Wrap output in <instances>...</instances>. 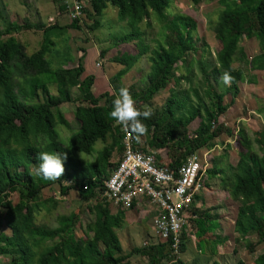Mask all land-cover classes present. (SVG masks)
<instances>
[{"label":"trees","instance_id":"obj_1","mask_svg":"<svg viewBox=\"0 0 264 264\" xmlns=\"http://www.w3.org/2000/svg\"><path fill=\"white\" fill-rule=\"evenodd\" d=\"M170 1L87 0L82 11L89 25H83L82 19H75L62 27L57 24L44 27L29 22H24V25L9 22L5 28L0 29V227L4 225L9 230V236L0 232V257L9 258L6 264H129V258L133 255L144 256V264H165L172 260L170 243L165 241L132 248L123 254L114 232L122 225L121 210L117 209L111 214L108 205L99 198L103 189L102 182L114 167L109 159L113 152L121 154L122 151V133L119 127H114L115 121L109 115L115 92L122 87L119 79L139 57L147 55L149 72L144 85L127 87L136 101V107L144 111L170 83L177 86L180 81H187L186 77L176 73L182 66H185V72L188 73V58L193 60V56L197 55L192 40L195 22L179 14L167 20L166 10ZM189 1L193 5L200 2ZM108 5L115 9L117 22L128 27L127 33L112 40L110 48L133 42L136 53H125L111 60L122 67L109 81L114 94L103 92L94 96L91 93L94 77L83 76L84 54L72 67H62L69 63V59H62L59 67L54 69L50 67L46 56L54 47L53 38L59 37L61 31H78L84 26L92 32L98 28L101 14ZM58 9L61 11L63 7L59 5ZM151 17L160 25L161 30H168V34L164 35L161 43L153 41L155 47L150 49L145 43V32L140 29V24L150 28ZM21 29L42 31L40 47L30 55H26L23 46L10 36ZM211 30L219 44L211 70L206 72L198 60L204 48L197 59L202 72L200 85L208 103L201 107L198 93L192 91L196 102L190 105L186 95L177 98V93H173L171 88L168 89L169 95L163 106L159 110H151V118L143 120L148 126L147 133L141 135L144 136L143 145L152 151L166 152V155L156 156L160 165L176 168L193 153L211 151L221 134L231 136L230 130L218 123V118L233 103L238 92L237 84L254 80H245L244 73L264 72V0H235V4L219 12ZM5 36L8 37L2 40ZM252 38L256 41L258 51L247 60L239 43L242 39ZM108 49L99 53L101 58ZM207 54L210 56V53ZM219 69L234 78L222 92L216 91L208 81V78L215 84L219 82L218 79L221 81ZM50 86H55L56 95L49 93ZM70 88L78 92L73 110L77 128L73 130L74 136L69 142L71 151L89 155L96 142L103 144L96 152L94 161L84 165L71 161L72 152H67L61 146L55 131V125L70 129L59 110L63 103L71 101L68 93ZM226 93L230 101L223 104ZM258 112L264 113V109ZM196 118L199 120L198 125L188 137L186 128ZM129 131L139 146L136 140L138 135ZM236 137L242 151L237 154L236 164L229 166L230 173L225 175L222 169H216L215 164H212L211 169L204 170V176L224 175V179L220 180L221 187L237 205L233 222L235 247L244 249L250 256L255 254L257 246H262L252 262L264 264V132H258L251 141L242 129H237ZM107 139L109 143H106ZM253 145L256 150L252 148ZM144 146H140L142 151L145 150ZM40 151L67 154L65 172L58 181H47L33 173V165L40 163ZM62 180H69V185H62ZM54 183L58 185L61 196L74 189L80 201L86 203L85 210L56 217V227L37 226L34 216L39 207L45 203L55 206L52 199L44 200L40 195L44 188ZM13 193L17 197L15 205L9 200ZM207 219L208 215L199 213L198 219L188 220L189 227L191 225L195 229L196 238L212 229V226H206ZM81 220L82 237H77L76 225ZM185 236L183 232L179 254L185 249ZM234 252L236 249H233ZM172 264L181 262L176 259ZM237 264L243 263L239 261Z\"/></svg>","mask_w":264,"mask_h":264},{"label":"rangeland","instance_id":"obj_2","mask_svg":"<svg viewBox=\"0 0 264 264\" xmlns=\"http://www.w3.org/2000/svg\"><path fill=\"white\" fill-rule=\"evenodd\" d=\"M55 4V7H51L48 3ZM85 4L87 0H84ZM235 4V0H200L198 5H193L189 0H171L169 6L166 10L167 20H170L173 16L179 14L183 16L190 17L196 24L195 30L192 33V40L197 49V55L204 48V53L198 59L199 55L193 56L195 59L188 58L190 61V70L186 73L184 67L178 68L176 75H182L187 78V81L182 80L179 85L174 86L170 83L167 88L161 91L153 101L152 105L148 108L151 110H159L164 101L168 98V89H173V93H177V98L186 95L191 102L190 105H195V98L192 91H196L200 97V106L204 107L208 103L207 98L202 93L201 82H202V72L197 64V59L200 60L201 65L205 68L206 72H209L214 64V55L219 49V44L215 41L213 33L211 30V25L216 22L219 12L226 6ZM58 5L59 1L54 0H0V29L5 28L7 24L16 22L19 25H24V22H29L31 25H43L44 27L57 24L59 26H65L68 22L67 16L64 14L58 15ZM50 15V16H49ZM49 16V17H48ZM84 23L89 25L87 18L82 17ZM80 19V20H81ZM160 25L156 24L153 17H151V26L147 28L144 24H140V29L144 31L145 43L149 45L150 49L155 47L154 42H162L164 35L168 34V30H161ZM60 32V31H59ZM128 32V27L121 22H117L116 11L113 7L107 6V8L102 12L100 17V25L94 31L89 32L86 27L81 26L80 30H66L61 31L62 34L54 39V47L50 49L46 58L49 61V65L52 69L59 67L63 59H69V63H65L62 67L70 66L72 67L76 60L83 55L79 50L87 48L89 43L95 48V58L91 63V68L88 73H95L99 78L95 77L96 86L93 88V94L99 96L102 92H108L110 95L114 94L111 86L109 84L110 79L122 69L121 66L114 64L111 60L122 54H135L136 49L134 43L120 45L116 48H110L112 45V40L121 37ZM15 38L24 48V53L30 55L37 51L40 47L42 41V31L34 29H21L10 35ZM5 36L1 38L2 40L7 38ZM154 41V42H153ZM68 48L65 51V48ZM239 47L242 49L247 60L252 58L257 54L256 41L252 39H242L239 43ZM107 52L101 58L100 52L107 49ZM255 50L256 52H253ZM210 53V56L207 54ZM69 64V65H68ZM236 66V65H235ZM234 67V66H233ZM149 72V63L147 61V55H143L138 58V60L133 64V66L119 79V83L122 87H129L130 85L143 86L145 83V78ZM225 71L219 69V75H223ZM84 76V74H83ZM211 78V77H210ZM244 78H253V81H248L238 83V92L233 100L231 106L218 118V123H221L225 128H228L231 132V136L226 137L224 134L215 141V146L211 151L207 152L205 159L207 161V168L211 169L212 164H215L216 169H222L224 174L230 173V167L234 166L237 161L238 152L242 151V148L237 143L236 130L242 129L247 137L252 141L258 132H264V113L262 116L258 115L256 112L258 109H264V72L253 71L245 72ZM208 81L213 85L214 89L218 92H222L227 88L219 79L217 84L213 83L211 80ZM257 81V84L255 82ZM255 84V86H247V84ZM49 93L51 95H56L55 86L49 87ZM70 102L63 103L59 110L62 113L64 119L70 125V131L74 132L77 128V123L73 119V110L76 106L78 92L75 88H70L68 90ZM118 92H115V94ZM223 104H228L230 101L229 95L226 93L223 97ZM198 118L194 119L187 126V134L191 135L194 129L198 125ZM114 127H117L115 124ZM123 128V127H122ZM64 127L60 125H55V131L58 136V140L61 146L67 151L72 152L66 138L62 135ZM74 130V131H73ZM136 140L139 146L143 145L144 136H137ZM110 140L107 139L106 143ZM103 144L96 142L93 145L92 152L89 155L78 154L72 152L70 158L72 162H80L81 164H87L94 161L96 157V152L102 148ZM145 147V146H144ZM146 148V147H145ZM256 150L255 145L252 146ZM202 151V150H201ZM164 150H159V154L166 155ZM203 152H200L202 154ZM81 156V157H80ZM120 154L113 152L109 161L111 164H116ZM205 177V176H204ZM224 179L223 174H217L214 176H206L203 183L208 184L212 190H208V200L206 205H212V198L222 197L224 200L221 201V209L223 208L224 214L226 215V223L228 224L226 236L227 239L224 244H220L221 247L218 248V252L221 253L220 258L217 260L218 264H237L241 261L243 264H253V259L256 254L261 251L262 246H257L256 252L253 255H247L246 251L242 248L235 247V235L232 231L231 221L234 218L237 205L232 200H230L228 193L222 188L220 180ZM62 185H69V180H62ZM226 187V186H224ZM41 199H52L55 202V206L51 207L50 203H45V205L39 207V211L34 216V223L37 226L45 227H56L55 218L58 216H68L69 214L82 213L85 210L86 203L80 201V198L74 189L69 190L65 196L59 194L58 185L56 183L44 188L41 191ZM210 196V197H209ZM212 197V198H211ZM9 200L12 205L17 202V197L13 193L9 196ZM219 201V202H220ZM49 210V211H48ZM111 213H114V209H109ZM88 219V218H87ZM212 229L217 228V223L215 220L210 221ZM81 222L76 225L75 234L77 237H82L81 234ZM230 225V226H229ZM142 228H136L134 225H129L128 223L122 224V230L115 229L114 232L120 241V246L123 254L128 253L130 249L136 247H143L140 243H159V238L153 237L151 228L145 221L139 224ZM135 227V228H134ZM0 232L3 235L9 236V230L1 225ZM148 235H147V234ZM214 233V232H213ZM129 234L130 236H128ZM223 234V233H222ZM145 236H147L145 238ZM150 236V237H148ZM148 238V239H147ZM217 240L218 238L215 237ZM143 240V242H142ZM193 240V239H192ZM215 241V240H214ZM214 241L209 240L208 242H203L201 250L206 252V249L210 253H216V244ZM218 241V240H217ZM193 240L190 243H195ZM140 244V245H139ZM219 246V245H218ZM233 249L236 252L233 253ZM178 259L182 260L184 264H205L206 258L194 252V249L190 245H186L184 253L179 254ZM146 258L142 255H133L129 258V264H144ZM208 261V260H207ZM9 262V258L5 256L0 257V264H6ZM213 262V261H212ZM210 262L209 264H211ZM165 264H172L170 261Z\"/></svg>","mask_w":264,"mask_h":264},{"label":"built area","instance_id":"obj_3","mask_svg":"<svg viewBox=\"0 0 264 264\" xmlns=\"http://www.w3.org/2000/svg\"><path fill=\"white\" fill-rule=\"evenodd\" d=\"M63 10L58 15L67 16L68 22L83 17L84 0H57ZM120 158L114 164L107 178L102 182L100 199L109 209H131L133 206L152 211L151 232L161 241L170 243V256L173 263L179 256L181 235L189 231L191 204L203 187L205 156L196 152L189 155L184 162L169 168L160 165L156 156L158 151L145 148L144 151L136 145L129 129L122 128ZM190 137V135H188ZM164 227H161V225ZM178 225V226H177Z\"/></svg>","mask_w":264,"mask_h":264},{"label":"crops","instance_id":"obj_4","mask_svg":"<svg viewBox=\"0 0 264 264\" xmlns=\"http://www.w3.org/2000/svg\"><path fill=\"white\" fill-rule=\"evenodd\" d=\"M48 5H50L51 7H55V4H54L53 1H52V3H48ZM68 24H69V22L66 23V25H68ZM87 44H88L87 48H83L82 49V50H84V52H82V53H84L83 60H82L83 69H84L83 74L84 75H92L94 77V82H93V85L91 87V93L93 94V88H94V86H96V84H98L97 82H95V77L97 79L99 77L97 75H95V73H93V72L92 73L91 72L88 73V70L92 66L91 63L93 62V60L95 58V48L93 46H91L89 43H85V45H87ZM253 52H256V51L253 50ZM253 83L252 82H251V84L248 83L247 86H249V85L250 86H255V84H257V81L255 82V84H253ZM258 111H260V109H258L256 113L258 115H261L262 116V113H259ZM207 166L208 165H207V161H206L205 162V169H208ZM205 178H206V175H205ZM208 190H212V188H210L209 185L206 184V186L202 189V191L197 195L198 198L196 199L194 197V201H193V203L191 205V209H190V211H191L190 213L192 214V216H194V218L191 219V220L193 221V220L198 219L199 213H203V215H208L209 216V219H207L208 221L206 222V226H208L210 228L211 227L210 221L211 220H215V222L217 223V228L216 229H213V232L214 233L213 232L211 233V230H210L209 232H206L200 238H196V236H195V229L190 225L189 231L188 230L186 231V236H185L186 239L184 241L185 249H186V245H190L191 244V247L194 249V252H196L197 254H199L202 257H205L206 258V263L205 264H209L212 261L213 262H218L217 260L221 256V253L218 252V248L221 247L220 244H224V241L228 237V236H226V232L228 231L227 228H226L228 226V224L226 223V219L227 218H226V215L224 214L225 212H224L223 208L221 209V205H219V204H221V201L220 200H224V199L222 197H220L219 194H216V195H218V197H215V198H212L211 197L212 198V200H211L212 205H206V204H204L208 200L207 195H205V194H208V192H207ZM144 207H146V206L145 205H142L141 208L140 207H137V206H133L131 209H126V210L120 209L121 210V221H122V224L123 223H126V224L128 223L129 225H134L136 228H142V227L139 226V224L142 221H145V224L147 223L149 225V227L151 228V226H150V224H151L150 220H151V217H152V211H148V209H145ZM114 210L116 212L117 209H114ZM114 213H111V214H114ZM234 218H235V216H234ZM234 218L231 221L232 231H233ZM121 228H122V225L120 226V228H118L119 232H120V230L123 229V228L122 229ZM127 235L130 236L129 234H127ZM146 237L147 236H145V238ZM148 237H150V236H148ZM215 237L218 238L217 239L218 241L215 239ZM192 239L193 240H196V242L195 243H190V241L191 242L193 241ZM209 240H211V241H214L215 240L214 242L215 243H218V244L215 245L216 248H217L215 254L214 253H210L208 251L209 249H206L205 254L201 250L202 243L203 242L204 243L205 242H208ZM142 242H143V240H142ZM158 242L161 243L162 241L159 239ZM119 243H120V241H119ZM135 244H136V246H138L137 243H135ZM140 244L142 246H148V245L151 246V245H156L158 243H150V244H148V243L143 242V243H140ZM136 246L133 247V248H139V247H136ZM185 249H184V251H185ZM184 251L182 253H184ZM179 260H180L181 264H184V263H182V260L181 259H179Z\"/></svg>","mask_w":264,"mask_h":264},{"label":"clouds","instance_id":"obj_5","mask_svg":"<svg viewBox=\"0 0 264 264\" xmlns=\"http://www.w3.org/2000/svg\"><path fill=\"white\" fill-rule=\"evenodd\" d=\"M233 77L225 72L221 76V82L228 86L233 82ZM110 117L125 129H130L138 136L144 135L148 131V126L143 123V120L151 118V109L140 111L136 107V101L131 95V92L126 87H121L115 98L112 101V110L109 113ZM62 135L66 138L68 144L74 136V132L63 129ZM80 155V153H79ZM81 157V156H80ZM38 159L40 163L33 165V173L41 176L47 181H58L65 172V162L67 154L58 151H40ZM178 226V225H177ZM161 227H164L162 224Z\"/></svg>","mask_w":264,"mask_h":264}]
</instances>
